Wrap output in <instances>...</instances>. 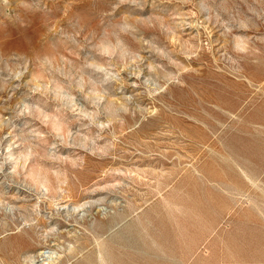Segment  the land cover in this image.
<instances>
[{
	"label": "rangeland",
	"instance_id": "1",
	"mask_svg": "<svg viewBox=\"0 0 264 264\" xmlns=\"http://www.w3.org/2000/svg\"><path fill=\"white\" fill-rule=\"evenodd\" d=\"M263 109L264 0H0V264H264Z\"/></svg>",
	"mask_w": 264,
	"mask_h": 264
},
{
	"label": "crops",
	"instance_id": "2",
	"mask_svg": "<svg viewBox=\"0 0 264 264\" xmlns=\"http://www.w3.org/2000/svg\"><path fill=\"white\" fill-rule=\"evenodd\" d=\"M257 112H261V108L257 109ZM264 112V109L262 110ZM242 172V186L246 187L253 181H258V177L264 172V168H258L257 170L251 171V169H246L245 167L241 170ZM260 180V179H259ZM261 181V180H260ZM230 186V185H229Z\"/></svg>",
	"mask_w": 264,
	"mask_h": 264
},
{
	"label": "bare ground",
	"instance_id": "3",
	"mask_svg": "<svg viewBox=\"0 0 264 264\" xmlns=\"http://www.w3.org/2000/svg\"><path fill=\"white\" fill-rule=\"evenodd\" d=\"M103 50H104V49H103ZM106 53H107V52H106ZM56 126H57V125H56ZM56 126H55V128H57ZM57 129H58V128H57ZM56 131H58V130H56ZM40 173H41V172H39V173H37V174H36V173H31V174H32V175H33V174H34V175L36 174V175H39V176H40ZM42 174H43V173H42ZM32 175H31V176H32ZM44 175H45V174H44ZM44 175H43V176H44ZM39 176H38V177H39ZM40 177H41V176H40ZM43 178H44V177H43ZM43 178H42V177L39 178L40 180H39L38 184H39V186L42 187L41 189L44 188V190L47 191V188H46V185H45V183H44V181H43ZM36 179H37V178H36ZM36 182H37V181H36ZM34 183H35V182H34ZM56 185H57V184H56ZM55 187H56V186H55ZM47 192H48V191H47ZM56 192H57V190H56ZM49 201H51V200H49ZM55 202H56V201H55ZM49 203H50V202H49ZM53 203H54V202H53ZM51 205H54V204H51ZM55 206H57V205H55ZM78 207H79V206H78ZM78 207H74V209L72 208V209H73V212H75V211L78 209ZM55 208H56V207H55ZM98 246H100V244H98ZM103 248H104V247H103ZM103 248H102V249H103ZM99 249H100V248H99ZM102 249H101V250H102ZM102 251H103V250H102ZM45 253H46L45 251H42V250H41L38 254H37V253H36V254L33 253V254H29V255H27V256H26V259L29 260V261H31V260H34V259L37 258V257H42L43 255H45ZM106 256H107V255H106ZM98 257H99V260H100V262H101L102 264H106V263H105L106 261H104V258H103V256H102V253L100 252V250H99V253H98ZM96 259H97V258H96ZM108 264H109V263H108Z\"/></svg>",
	"mask_w": 264,
	"mask_h": 264
}]
</instances>
